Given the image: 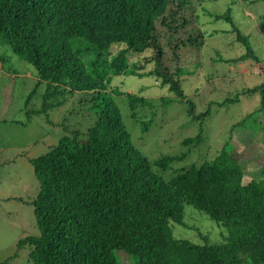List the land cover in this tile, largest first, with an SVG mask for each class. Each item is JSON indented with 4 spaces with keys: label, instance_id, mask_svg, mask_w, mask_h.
I'll list each match as a JSON object with an SVG mask.
<instances>
[{
    "label": "trees",
    "instance_id": "obj_1",
    "mask_svg": "<svg viewBox=\"0 0 264 264\" xmlns=\"http://www.w3.org/2000/svg\"><path fill=\"white\" fill-rule=\"evenodd\" d=\"M191 9V0H0V48L35 67L39 82L31 94L47 85L36 111L52 123L51 109L83 93L90 94L87 103L95 114L86 133L74 130L73 137L62 136L50 151L30 159L40 183L33 201L40 233L21 239L18 248H32L31 264H123L119 251L129 255L130 264H264V156L255 155L263 162L258 176L246 181L240 154L228 141L215 159L168 180L154 171L119 104L107 94L113 76L138 75L130 53L152 50L159 67H165L159 24L178 34L192 21ZM217 18L234 25L253 54L230 13ZM188 40L201 46L200 33ZM181 43L186 44L179 41L176 47ZM4 53L2 63L8 60ZM259 91L262 107L235 128L259 131L264 84L247 91ZM129 98L134 110L148 105L145 97ZM185 156L155 163L167 169ZM187 206L224 227V243L177 238L171 223L185 225Z\"/></svg>",
    "mask_w": 264,
    "mask_h": 264
},
{
    "label": "rangeland",
    "instance_id": "obj_2",
    "mask_svg": "<svg viewBox=\"0 0 264 264\" xmlns=\"http://www.w3.org/2000/svg\"><path fill=\"white\" fill-rule=\"evenodd\" d=\"M191 7L192 21L180 33L159 24L165 67H159L152 50L130 53L131 63L139 66L134 69L138 75L113 76L107 94L119 104L135 144L157 174L171 180L179 171L215 159L231 141L250 181L258 176L263 162V157L255 155L264 156V114L256 133L235 126L263 105L260 91H247L264 84V0H191ZM229 13L242 37L249 39L253 54L234 25L217 18ZM199 33L200 47L188 40ZM179 41L186 44L176 47ZM3 53L8 60L0 61V264H31L32 248H18L21 239L40 233L33 205L40 183L30 159L50 151L62 136L73 137L74 130L86 133L95 114L87 103L90 94L79 93L64 106L51 109L52 123L48 122L45 114L36 111L43 106L46 83L31 94L39 82L35 67L20 57L11 59L0 48ZM129 95L145 97L148 105L134 110ZM237 96V102L230 101ZM193 105L194 115L190 113ZM198 135L200 143L185 145L186 139ZM183 153L184 160L167 169L155 163ZM184 223H171L177 238L198 244L225 241V228L193 206L186 207ZM118 254L121 263H131L127 253Z\"/></svg>",
    "mask_w": 264,
    "mask_h": 264
},
{
    "label": "clouds",
    "instance_id": "obj_3",
    "mask_svg": "<svg viewBox=\"0 0 264 264\" xmlns=\"http://www.w3.org/2000/svg\"><path fill=\"white\" fill-rule=\"evenodd\" d=\"M227 22H229V21H227ZM234 22V21H233ZM230 23V22H229Z\"/></svg>",
    "mask_w": 264,
    "mask_h": 264
}]
</instances>
